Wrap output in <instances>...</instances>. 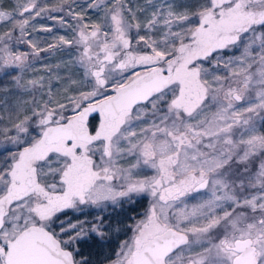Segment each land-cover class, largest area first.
<instances>
[{
    "label": "snow or ice",
    "instance_id": "1",
    "mask_svg": "<svg viewBox=\"0 0 264 264\" xmlns=\"http://www.w3.org/2000/svg\"><path fill=\"white\" fill-rule=\"evenodd\" d=\"M0 264H264V0L0 3Z\"/></svg>",
    "mask_w": 264,
    "mask_h": 264
},
{
    "label": "rangeland",
    "instance_id": "2",
    "mask_svg": "<svg viewBox=\"0 0 264 264\" xmlns=\"http://www.w3.org/2000/svg\"><path fill=\"white\" fill-rule=\"evenodd\" d=\"M42 2L54 4L56 0H42ZM0 3H3L7 7L8 5L12 3V0H0ZM35 24L38 30L32 33L31 38L40 40L41 46H45L46 43L53 42L54 36L66 34L63 28H60L54 21L48 20L47 18H43V19L37 18V20L35 21ZM41 25L52 26L53 31L51 33L40 31L39 29ZM16 47H17V50L19 51H30V49H28L26 45H18ZM68 60H69V55H68L67 50L57 51L51 54L47 52H42L38 60L32 61L35 70L33 71L32 69H30L28 73L26 74L25 78L26 79L32 78L37 75L47 76L49 75L48 68H51L52 74H55V72L57 71L55 66L57 64L63 65L67 63ZM59 71H60V74L63 75L66 69L61 67ZM23 98L28 99L26 95L23 96Z\"/></svg>",
    "mask_w": 264,
    "mask_h": 264
},
{
    "label": "trees",
    "instance_id": "3",
    "mask_svg": "<svg viewBox=\"0 0 264 264\" xmlns=\"http://www.w3.org/2000/svg\"><path fill=\"white\" fill-rule=\"evenodd\" d=\"M86 251H89L88 249H85ZM91 254H92V258L96 261H99L102 259V255H101V252L102 250L98 247H94L92 248L91 250Z\"/></svg>",
    "mask_w": 264,
    "mask_h": 264
}]
</instances>
